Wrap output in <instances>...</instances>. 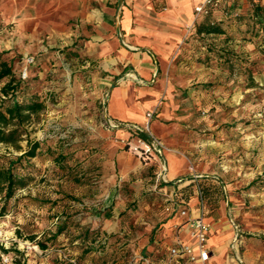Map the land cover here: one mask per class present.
<instances>
[{
    "label": "rangeland",
    "instance_id": "374dc122",
    "mask_svg": "<svg viewBox=\"0 0 264 264\" xmlns=\"http://www.w3.org/2000/svg\"><path fill=\"white\" fill-rule=\"evenodd\" d=\"M68 10L53 0H0V62L26 79V96L34 93L45 105L22 126L41 143L38 154L18 161L24 178L12 195L0 192L13 264H174L170 248L185 223L180 211L190 207L205 220L232 211L243 252L264 264V37L257 24L236 18L249 10L214 16L225 20L222 32L195 38L189 50L204 81L193 84V102L179 107L185 131L166 151L190 178L166 185L153 161L140 162L125 139L105 130L80 23ZM117 144L124 163L115 158ZM21 153L0 143V165ZM202 173L222 192L211 189L201 199L194 176ZM186 196L187 205L180 202Z\"/></svg>",
    "mask_w": 264,
    "mask_h": 264
},
{
    "label": "crops",
    "instance_id": "0c3cea01",
    "mask_svg": "<svg viewBox=\"0 0 264 264\" xmlns=\"http://www.w3.org/2000/svg\"><path fill=\"white\" fill-rule=\"evenodd\" d=\"M53 1L59 8L70 9L67 14L80 23L79 35L84 43L81 50L88 57L86 66L90 67L98 103L103 105L105 130L114 138L134 144L140 135L127 125L145 126V113L154 111L150 134L165 146L175 143L185 131L179 107L193 102L192 86L205 75L203 69L187 59L192 55L189 50L195 48V38H199L196 27L203 20V15L195 19V8L204 0ZM257 1L225 0L214 15L221 18V8L247 11ZM108 121L116 126L110 128ZM121 148L122 145L115 146V158L120 157L118 162L124 163L126 156ZM163 155L166 179L162 182L190 178L181 177V160H175L166 150ZM168 157L173 163L171 168ZM190 208L185 221L198 214V208ZM206 221L210 225L206 242L210 256L206 264H257L249 258L251 253L243 252V229L232 211L225 210L221 217ZM188 231L186 223L181 225L174 242L191 244ZM174 264L202 263L177 259Z\"/></svg>",
    "mask_w": 264,
    "mask_h": 264
},
{
    "label": "trees",
    "instance_id": "16d2710c",
    "mask_svg": "<svg viewBox=\"0 0 264 264\" xmlns=\"http://www.w3.org/2000/svg\"><path fill=\"white\" fill-rule=\"evenodd\" d=\"M215 5L211 4L207 7L206 13L203 15V20L196 27L197 35L202 39L212 33H220L221 26L225 20H214V11L217 9ZM228 19L233 18L230 9L221 8ZM230 14V15H229ZM237 19L240 21L251 20L257 24L264 37V4L253 3L251 9L247 13H237ZM203 33L204 35L200 34ZM8 78L6 83L1 88L0 95V143L10 145L16 150H21L22 153L14 157L13 160L7 162L6 165H0V192L4 191L6 197H10L17 185L23 181V176L17 170V163L21 159L33 158L38 154L41 143L38 140L29 139L27 131L22 129L24 123H28L33 115H36L44 108V102L40 100L36 94L25 95L24 90L27 86L25 78L18 77L12 72L10 66L6 61L0 62V81ZM24 130V131H23ZM25 138L23 139V135ZM145 137L144 134H141ZM25 141V148L22 149L20 142ZM150 167L153 169L155 176L158 172L156 163H151ZM192 182V181H191ZM197 189L201 199L207 197L206 193L212 191L211 189H218L222 192V187L211 176L204 175L197 181ZM160 184L166 185L162 181ZM217 184V186L215 185ZM177 199V198H176ZM177 201V200H176ZM180 202L188 204V197H183ZM42 248H45L41 244ZM70 264H77L74 259Z\"/></svg>",
    "mask_w": 264,
    "mask_h": 264
},
{
    "label": "built area",
    "instance_id": "2783aa9c",
    "mask_svg": "<svg viewBox=\"0 0 264 264\" xmlns=\"http://www.w3.org/2000/svg\"><path fill=\"white\" fill-rule=\"evenodd\" d=\"M225 0H204L200 5L195 8V19L201 17L206 13L207 7L211 4L220 5ZM154 111H147L145 113L146 123L145 126L141 127L137 124H128L127 127L134 132L138 133L140 136L136 143H131L128 140L125 141L124 145L135 155L138 159L147 162L153 161L158 166V172L156 175L157 180L165 181V160L164 151L166 146L164 143L155 138L150 134L149 124L154 116ZM110 128H114L116 125L111 122H107ZM144 134L145 137H142ZM123 142L124 139H121ZM207 174L195 175L194 178H200ZM209 176V175H207ZM181 216H187L188 212L186 209H181ZM1 217V216H0ZM185 223L189 229V237L192 239V243H184L180 240H176L173 246L170 248V255L176 259H187L191 262H200L206 264L209 260V251L206 246L208 234L210 232V225L206 222L202 210L199 209L198 214L194 217L188 218ZM231 223L235 224L234 220ZM239 235L237 234V238ZM29 245L23 246V249H31ZM13 239H9L5 235L2 227L0 225V264H13ZM71 262L73 260L71 259Z\"/></svg>",
    "mask_w": 264,
    "mask_h": 264
}]
</instances>
